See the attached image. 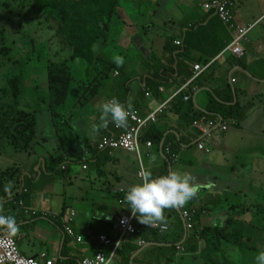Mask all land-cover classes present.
I'll use <instances>...</instances> for the list:
<instances>
[{
  "label": "crops",
  "instance_id": "1",
  "mask_svg": "<svg viewBox=\"0 0 264 264\" xmlns=\"http://www.w3.org/2000/svg\"><path fill=\"white\" fill-rule=\"evenodd\" d=\"M201 1L117 0L105 37L92 47L98 46L95 60L67 64L74 82L66 104L51 108L46 95L34 109L33 101L21 96L19 108L34 112L30 146L23 149L0 129V199L3 214L13 215L19 225V233L11 237L21 254L79 264L97 251L99 235L118 236V220L133 217L124 195L140 182L138 158L121 149L95 148L103 135L118 133L114 123L92 130L100 123L98 104L113 97L126 104L131 96L142 116L165 102L156 121L142 132L143 141H151L149 149L142 148V168L154 176L172 169L188 173L200 191L184 206L196 213L192 229H186L178 208L174 213L165 209L164 233L133 217L135 232L123 236L109 264H210L204 261L206 253L212 264H247L246 251L240 250L251 245L247 236L264 239V24H255L246 34L240 57L227 47L236 28L253 23L264 7L262 0H233L229 26L204 10ZM70 52L68 47L64 57ZM117 54L124 57L121 67L112 60ZM82 63L86 76H73ZM195 65L203 70L193 78ZM45 79L41 85L47 94ZM210 100L238 106L242 117L210 118ZM166 146L178 155L176 161L165 153ZM9 180L14 182L10 198L4 193ZM231 206L248 211L235 217ZM71 210L75 216L69 225L80 242L64 233ZM221 231L230 239L218 238ZM1 234L7 233L0 229ZM217 238L224 243L216 244ZM111 249L102 247L105 255Z\"/></svg>",
  "mask_w": 264,
  "mask_h": 264
},
{
  "label": "trees",
  "instance_id": "2",
  "mask_svg": "<svg viewBox=\"0 0 264 264\" xmlns=\"http://www.w3.org/2000/svg\"><path fill=\"white\" fill-rule=\"evenodd\" d=\"M116 4L117 0H0V12L8 14V20L15 17L21 10L25 12L30 9L36 10L38 13L35 16H39L42 20L37 25L47 24L46 29L48 31L55 30V35L61 36L62 44L68 45L71 50L69 58L63 57L47 62L45 73L47 96H45L51 108L63 104L71 93L74 79L69 72L68 62L75 59L85 60V62L95 60V51L92 47L98 40L105 37ZM0 17L2 18L1 14ZM1 34H4L3 28L0 29ZM53 36H50L47 41H51ZM30 44L33 47L32 40ZM63 50L62 46L61 51ZM0 53L6 55L5 59L0 60V69L3 68V63L4 67L5 65L11 66L20 60V58L10 59L8 56L9 48L5 46H0ZM26 54L27 52L23 55ZM106 70L107 67L103 71L106 72ZM19 76V74H14L8 78V89L0 88V129L4 130L5 135L11 137L13 143L22 144L24 145L23 149H26L30 146L34 136L35 118L34 112L19 108V100L23 92V88L19 86L21 84V80H18ZM45 96L42 97V100L40 97L38 101H43ZM7 99L13 100L8 103ZM208 109L211 112L210 118H217V115L222 117V121L228 118L239 120L242 117L238 106L219 105L210 100ZM3 174L0 175V186L4 184L1 179ZM229 209L235 217L248 211V208L245 207L242 209L231 206ZM168 210L174 213L173 209ZM189 212L192 214L194 222L196 213L192 210ZM228 223L232 224L234 221L229 220ZM206 231L210 230L207 229ZM222 232L218 238L222 237L229 240L230 237L222 235ZM118 253L122 255L121 248Z\"/></svg>",
  "mask_w": 264,
  "mask_h": 264
},
{
  "label": "built area",
  "instance_id": "3",
  "mask_svg": "<svg viewBox=\"0 0 264 264\" xmlns=\"http://www.w3.org/2000/svg\"><path fill=\"white\" fill-rule=\"evenodd\" d=\"M263 7H264V0ZM201 7L213 13L221 22L232 26V19L234 14L235 4L233 0H202ZM257 23L264 24V13L259 16L253 23L249 24L248 26H241L236 28V32L232 41L229 43L227 49L233 53L234 55L240 57L243 53L241 48V42L245 40L246 34L249 30ZM175 43L177 45L181 44L180 40H176ZM193 78H195L202 70L203 67L200 65H195L193 67ZM234 81V79H232ZM161 89V88H159ZM184 98L187 99L188 95H184ZM165 106V102L160 103L152 112H149L145 116L139 114L138 110L133 108L128 120L129 125L126 129H121L114 124V127L118 130V133H110L107 135H103L95 144V148L98 151H108L111 152L113 150L121 149L129 152H133L136 154L138 161H139V170L137 174L142 169V162L140 154L143 153V147L149 149L151 146L150 140L143 141L142 139V132L143 130L150 124L154 123L157 119V115L162 112ZM214 121H209V125L213 124ZM193 125H198L197 121L193 122ZM227 124H221L222 129H226ZM197 147L199 149L207 150L202 143H198ZM165 153L169 156L172 161H176L178 155L172 151L169 146L164 148ZM87 160L82 157L80 163L81 168L85 169ZM65 168V166H61ZM19 205L24 210L25 213L28 210L24 207L23 203L20 201ZM181 216L184 219L186 229H192L193 227V216L192 214L185 208L180 207L178 208ZM32 215H35L36 212L31 211ZM75 216V212L71 210L69 212L67 223L64 226V233L75 239V241L80 242L81 238L76 237L70 228V223L72 222ZM133 217H123L118 220L117 227L119 230L118 236L114 238L108 237L106 235H99L97 237L98 248L97 251L91 257L83 258L79 264H109L110 261L116 256V252L120 245L124 242L123 236L125 234H133L135 229L133 227ZM151 229L158 231L159 233H164L166 230H161L160 227H150ZM102 247H109L112 248L109 251L108 255H105L102 251ZM0 264H66L62 263L61 261H53L50 258H47L45 254H40L38 258H29L24 256L20 253L17 248L16 242L13 237L9 236L8 234H1L0 235Z\"/></svg>",
  "mask_w": 264,
  "mask_h": 264
},
{
  "label": "clouds",
  "instance_id": "4",
  "mask_svg": "<svg viewBox=\"0 0 264 264\" xmlns=\"http://www.w3.org/2000/svg\"><path fill=\"white\" fill-rule=\"evenodd\" d=\"M98 46L93 48L97 51ZM113 63L117 67L124 64V57L114 55ZM100 112V123L93 124V132H98L102 128H107L109 123H114L117 127L127 128L128 118L133 110L132 97L129 96L127 103H122L118 98L113 97L97 105ZM152 160L156 157L153 155ZM140 182L128 187L124 195V201L129 205L131 214L138 219V222L148 227H160L167 229L165 209L184 207L190 200L195 198L200 191V185L194 182V178L178 170H169L167 174L154 176L152 171L142 168L138 173ZM213 182H208V187H213ZM14 182H6L4 191L12 196ZM4 201L0 199V229L9 236L19 233V225L13 215L3 214ZM256 264H264V250L259 251L255 257Z\"/></svg>",
  "mask_w": 264,
  "mask_h": 264
},
{
  "label": "rangeland",
  "instance_id": "5",
  "mask_svg": "<svg viewBox=\"0 0 264 264\" xmlns=\"http://www.w3.org/2000/svg\"><path fill=\"white\" fill-rule=\"evenodd\" d=\"M37 13L38 12L36 10L32 9L27 12L21 10L15 17H11V19L8 20V14L0 12L2 16V18L0 17V29H4V34L0 35V46L9 48L8 56L10 59L20 58V60L11 66L5 65L4 67L3 63V68L0 69V88H3L4 90L8 89V78L14 74H19L20 76L18 80H21V84L19 86L23 88L22 95L23 97L33 101L31 106L34 109L36 108L37 103L41 102L38 101L40 97L42 100V97L46 95L45 87H42L41 81L46 78L45 73L48 60L54 61L62 59L65 52L68 50V45L62 44L61 36L55 35V30L48 31L46 29L47 24L44 23L37 25V23L42 22L39 16H35ZM52 35L54 36L51 41H47ZM31 40L33 41V47H31L30 44ZM62 46L64 49L63 51H61ZM30 47L31 49H28ZM25 52H27V54L24 56L23 54ZM5 58L6 55L0 53V60ZM85 67V63L83 64L82 70L76 66L75 70H73V76L84 78L86 76ZM71 68H73L72 62ZM12 100L13 99H7V102L11 103ZM67 100L63 104H66ZM60 105L62 104L56 106ZM9 149L10 148H7L5 151H8ZM260 192L264 193V189ZM251 227H254V225L252 224ZM245 236L247 235L245 234ZM247 237L251 238L252 243L250 246L246 247V250L240 249L242 252L246 251L247 254V261H244V263L256 264L254 263V258L259 251L264 250V239H259L257 242L254 240V237ZM261 238H264V236H261ZM203 239L206 240L207 237L205 236ZM217 243H224V240L218 239L216 241V244ZM204 256L206 258L204 261L212 264L209 262V260H211V256H209L208 253ZM215 264L220 263L215 260Z\"/></svg>",
  "mask_w": 264,
  "mask_h": 264
}]
</instances>
